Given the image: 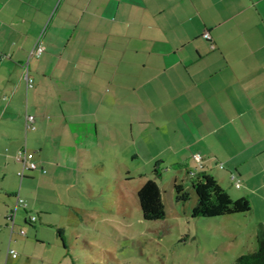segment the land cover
Returning a JSON list of instances; mask_svg holds the SVG:
<instances>
[{
  "label": "crops",
  "instance_id": "obj_1",
  "mask_svg": "<svg viewBox=\"0 0 264 264\" xmlns=\"http://www.w3.org/2000/svg\"><path fill=\"white\" fill-rule=\"evenodd\" d=\"M23 147L45 172L19 175ZM125 157L143 165L140 187L153 161L159 172L169 162L190 183L194 172L210 173L232 198L250 201L257 238L264 0H0V264H19L11 243L27 234L23 224L39 237L38 221L61 229L69 252V237L87 227L82 218L99 210L83 201L93 176L108 175L103 191L133 192L119 185L116 165ZM175 183L186 188L183 177ZM57 204L64 221L54 219Z\"/></svg>",
  "mask_w": 264,
  "mask_h": 264
},
{
  "label": "rangeland",
  "instance_id": "obj_2",
  "mask_svg": "<svg viewBox=\"0 0 264 264\" xmlns=\"http://www.w3.org/2000/svg\"><path fill=\"white\" fill-rule=\"evenodd\" d=\"M167 159L169 161V157ZM155 163L145 164L143 171L148 177L158 179L166 208L165 218L143 219L137 192L145 177L136 172L142 164L125 157L123 163L116 165L119 185L123 189L126 187L129 193L133 192L128 196L116 193V186L110 192L103 191L109 181L105 177L108 175L93 176V187L86 192L83 201L87 205L96 202L99 210L95 216L89 213L82 218L87 227L82 228V237H69L66 244L71 250L68 252L64 247L56 227L38 221L37 225L42 229L37 237L34 229L30 233L28 225L23 224L27 234L20 235L19 240L11 243V248L19 255L18 263L236 264L240 255L258 248L254 235L256 227L249 215L251 211L247 214L194 217L193 208L198 197L186 180V173L175 168L169 170L170 163L160 161L161 177L154 172ZM105 166L103 170H106ZM176 176L185 180L186 190L190 193L187 201L177 199ZM56 206L54 219L66 220L62 216V204ZM74 220H79L78 215ZM65 228L67 231L70 229L68 226Z\"/></svg>",
  "mask_w": 264,
  "mask_h": 264
},
{
  "label": "trees",
  "instance_id": "obj_3",
  "mask_svg": "<svg viewBox=\"0 0 264 264\" xmlns=\"http://www.w3.org/2000/svg\"><path fill=\"white\" fill-rule=\"evenodd\" d=\"M154 172L160 175L158 170ZM190 181L198 197L193 208L194 217L247 214L252 210L251 203L246 197L232 198L218 180L206 171L194 172ZM174 187L179 201H187L190 198V193L183 184L175 183ZM137 194L143 219L159 220L166 217L162 189L154 178L148 179L139 188ZM58 232L62 236V230L58 229ZM257 243L258 248L240 255L236 264H264V224L262 223L258 226Z\"/></svg>",
  "mask_w": 264,
  "mask_h": 264
},
{
  "label": "built area",
  "instance_id": "obj_4",
  "mask_svg": "<svg viewBox=\"0 0 264 264\" xmlns=\"http://www.w3.org/2000/svg\"><path fill=\"white\" fill-rule=\"evenodd\" d=\"M206 36L207 37H210L209 33H206ZM44 52V45H43V42L41 40V38L39 40H37L35 46H34V49L32 51V54L33 55H36V56H41ZM26 76H27V80H28V84L29 86H33V78H31L29 75H28V72L26 73ZM34 121H35V116L34 115H29L28 116V119H27V124H26V127L29 129V128H34L35 125H34ZM35 152L34 151H30L28 150L26 147L24 148H21L18 153H17V160L20 161L22 163V169L19 171V175L21 177H24L25 176V173L27 170H41V171H46L45 168H44V165L35 159ZM195 159L199 162L202 161V156L200 153H196L194 155ZM223 166V165H221ZM231 178L234 179V180H237L235 175L232 174L231 175ZM236 185L239 187L240 186V183L238 182V180L236 181ZM17 205H23V206H27V203L25 202V200L21 197H18L17 198ZM15 214H16V211H11L9 213V218L12 219L13 221V225H14V220H15ZM31 221H35L36 220V216L35 215H32L30 214V218H29ZM22 234H25V230L24 229H21L20 231ZM9 254L12 255L13 257H17V252L14 248H9Z\"/></svg>",
  "mask_w": 264,
  "mask_h": 264
}]
</instances>
